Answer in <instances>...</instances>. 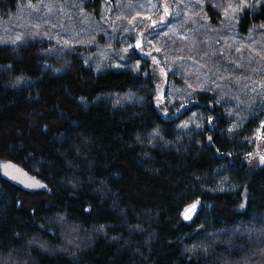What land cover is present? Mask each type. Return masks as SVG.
I'll use <instances>...</instances> for the list:
<instances>
[{
	"label": "trees",
	"instance_id": "1",
	"mask_svg": "<svg viewBox=\"0 0 264 264\" xmlns=\"http://www.w3.org/2000/svg\"><path fill=\"white\" fill-rule=\"evenodd\" d=\"M200 1L213 22L242 10L240 33L264 24V0ZM47 63L40 43L0 46V162L45 184L0 170V264H264V111L203 94L161 114L134 65Z\"/></svg>",
	"mask_w": 264,
	"mask_h": 264
},
{
	"label": "rangeland",
	"instance_id": "2",
	"mask_svg": "<svg viewBox=\"0 0 264 264\" xmlns=\"http://www.w3.org/2000/svg\"><path fill=\"white\" fill-rule=\"evenodd\" d=\"M242 15L227 8L213 22L200 0H98L96 6L91 0H19L13 10L0 11V46L40 43L44 56L59 62L46 64L55 72L71 53L95 72L134 65L152 77L161 114L203 94L213 95L215 107L236 102L256 114L264 111V24L240 33ZM109 98L120 106L138 95ZM253 160L260 161L256 151ZM0 170L24 188L45 187L11 162L1 161Z\"/></svg>",
	"mask_w": 264,
	"mask_h": 264
},
{
	"label": "snow or ice",
	"instance_id": "3",
	"mask_svg": "<svg viewBox=\"0 0 264 264\" xmlns=\"http://www.w3.org/2000/svg\"><path fill=\"white\" fill-rule=\"evenodd\" d=\"M139 47V44L137 45ZM261 127H264V122H262ZM157 133H153V135H156ZM261 162L264 163V157H261ZM5 167H11V165H6ZM38 187H44V185H37ZM198 203V202H197ZM244 205H241V208H243ZM196 208V204L194 203L193 205L190 206V209H186L185 214H184V218L185 219H190V216L187 215V212L195 209ZM85 211H89V209H85Z\"/></svg>",
	"mask_w": 264,
	"mask_h": 264
},
{
	"label": "water",
	"instance_id": "4",
	"mask_svg": "<svg viewBox=\"0 0 264 264\" xmlns=\"http://www.w3.org/2000/svg\"><path fill=\"white\" fill-rule=\"evenodd\" d=\"M190 206H191V205L187 206V207L184 209V211L182 212V216H183V217H184V214H185L186 209H190ZM193 210H194V209L188 211V212H187V215L190 216V215L192 214Z\"/></svg>",
	"mask_w": 264,
	"mask_h": 264
}]
</instances>
